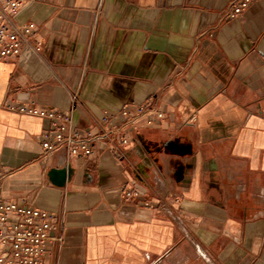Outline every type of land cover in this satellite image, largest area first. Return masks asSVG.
Segmentation results:
<instances>
[{"label":"crops","instance_id":"0c3cea01","mask_svg":"<svg viewBox=\"0 0 264 264\" xmlns=\"http://www.w3.org/2000/svg\"><path fill=\"white\" fill-rule=\"evenodd\" d=\"M230 1L24 5L43 50L0 60V192L64 218L44 264H264V0L236 17ZM141 103L164 118L117 131ZM12 104L92 128L65 186L47 175L66 167L40 145L49 121Z\"/></svg>","mask_w":264,"mask_h":264},{"label":"built area","instance_id":"2783aa9c","mask_svg":"<svg viewBox=\"0 0 264 264\" xmlns=\"http://www.w3.org/2000/svg\"><path fill=\"white\" fill-rule=\"evenodd\" d=\"M33 0H0V60L17 56L23 50L29 49L36 54L43 50L42 42H34L33 37L36 23L32 20L21 22L18 16L24 5ZM254 0H231L227 14L236 17L249 7ZM77 93L71 94L72 104L77 100ZM10 110H17L26 115L38 116L49 121L43 131L41 147L44 154L53 155L62 152V161L66 167L72 157H88L93 155L91 145L92 128L81 129L75 123L72 111H59L36 105H8ZM120 113L125 117L121 126L113 125L116 113L104 112L95 120L99 127L104 122L112 123L120 131L146 118L153 123L155 118H164V113L155 103H141L136 105L132 113L127 104ZM123 143L128 138L121 137ZM61 167V166H57ZM6 171L0 167V179ZM138 187L125 189V197L138 196ZM64 218L54 214L46 208L15 202L4 197L0 192V264H44L49 246L62 244L64 240Z\"/></svg>","mask_w":264,"mask_h":264},{"label":"water","instance_id":"95a60500","mask_svg":"<svg viewBox=\"0 0 264 264\" xmlns=\"http://www.w3.org/2000/svg\"><path fill=\"white\" fill-rule=\"evenodd\" d=\"M73 170L72 165L67 167H52L49 169L47 175L55 186H65L72 179Z\"/></svg>","mask_w":264,"mask_h":264}]
</instances>
